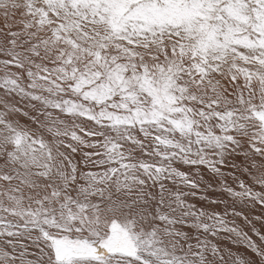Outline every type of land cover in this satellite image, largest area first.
<instances>
[{
    "label": "snow or ice",
    "instance_id": "obj_1",
    "mask_svg": "<svg viewBox=\"0 0 264 264\" xmlns=\"http://www.w3.org/2000/svg\"><path fill=\"white\" fill-rule=\"evenodd\" d=\"M0 264H264V0H0Z\"/></svg>",
    "mask_w": 264,
    "mask_h": 264
}]
</instances>
